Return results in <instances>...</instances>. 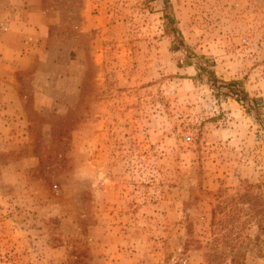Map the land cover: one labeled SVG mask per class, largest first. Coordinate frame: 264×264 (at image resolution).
Instances as JSON below:
<instances>
[{
	"label": "rangeland",
	"instance_id": "1",
	"mask_svg": "<svg viewBox=\"0 0 264 264\" xmlns=\"http://www.w3.org/2000/svg\"><path fill=\"white\" fill-rule=\"evenodd\" d=\"M0 264H264V0H0Z\"/></svg>",
	"mask_w": 264,
	"mask_h": 264
},
{
	"label": "trees",
	"instance_id": "2",
	"mask_svg": "<svg viewBox=\"0 0 264 264\" xmlns=\"http://www.w3.org/2000/svg\"><path fill=\"white\" fill-rule=\"evenodd\" d=\"M202 70L205 71L206 76H208V78H209L208 81L212 80L211 83H213V84L217 81L215 72L213 70H210L209 68L208 69L202 68ZM215 85H216V83H215ZM225 85H227L228 87L231 88L230 89V93H231L232 96L235 97V99L238 102H248V101H250V98H249L248 94L246 93V91L243 88H239L238 82L232 81V82H230L228 84H225ZM229 95L230 94H228V96ZM251 101H255V102L258 103V100L252 99Z\"/></svg>",
	"mask_w": 264,
	"mask_h": 264
}]
</instances>
